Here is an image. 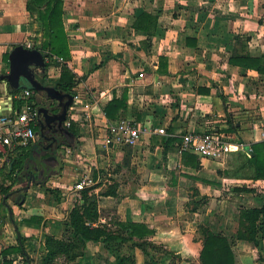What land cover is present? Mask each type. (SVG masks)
<instances>
[{
  "label": "crops",
  "instance_id": "obj_1",
  "mask_svg": "<svg viewBox=\"0 0 264 264\" xmlns=\"http://www.w3.org/2000/svg\"><path fill=\"white\" fill-rule=\"evenodd\" d=\"M26 1L0 0V73H8V56L15 46L31 48L40 38ZM63 1L70 50V59L63 63L78 80L69 109L80 134L78 145L74 150L64 147L62 161L45 163V184L60 191L59 199L36 185L25 192L21 205L15 204V195L13 203L8 198L0 207L1 248L22 237L33 259V253L44 251L45 236L63 237L68 214L80 200L74 184L87 176L93 178L97 196L94 225L115 231L118 223L134 222L153 230L147 254L135 249V264H201L203 228L231 238L238 229L239 209L264 204L263 181L253 180L251 169L242 167L253 145L264 142V73L228 63L237 54L264 57V0ZM142 12L157 16L149 47L144 45L146 35L131 27ZM161 57L166 60L164 74L157 73ZM55 62L46 70L48 84L61 73L63 63ZM44 73L37 71L39 80ZM124 91L127 110L119 120H133L141 137L133 146L105 147V126L118 119L108 120L102 107ZM0 94V111L8 112L15 108L14 99H21L11 91V102L4 98L3 85ZM32 97L46 103L38 94ZM229 119L234 133L227 132ZM204 132L240 149L220 158L198 156L195 169L183 165L182 137ZM20 150L10 148L9 161L0 162L1 184L6 185L5 168ZM235 187L256 190L236 192ZM12 235L14 241L6 242ZM232 249L236 264H262L264 235L258 248L235 240ZM96 253L114 261L100 242H88L82 259Z\"/></svg>",
  "mask_w": 264,
  "mask_h": 264
},
{
  "label": "trees",
  "instance_id": "obj_2",
  "mask_svg": "<svg viewBox=\"0 0 264 264\" xmlns=\"http://www.w3.org/2000/svg\"><path fill=\"white\" fill-rule=\"evenodd\" d=\"M25 9L39 26L40 38L37 42H34L31 48L39 50L44 58L48 59L45 73L41 74V84L52 86L63 93L73 94L72 89L77 85L78 80L66 63L61 65V73L57 81L51 84L46 81V70L52 63L56 64L54 57L62 58L64 61L70 59L68 36L63 24L64 1L27 0ZM131 27L146 35L144 45L149 47L151 38L156 32L157 16L142 12L135 18ZM164 61H166L165 58L161 57L157 73H166V69L162 68L165 66ZM228 63L248 70H254L257 73H264V57L254 58L247 54H237L229 57ZM100 66L101 64H98L94 69ZM26 88L33 91L29 85L23 87L22 90ZM22 90L11 91V95H16ZM126 101V91L120 97H113L102 107L104 116L110 121L121 119L127 110ZM14 102L15 108H21L26 102H31L37 109L39 104H41L34 97L28 100L14 99ZM227 123L229 124L227 132L234 133L236 127L231 123L230 119L227 120ZM34 129L36 130V128ZM65 129L69 131V134H63V141H60L57 147L60 149L64 146L74 150L80 137L78 129L72 123ZM38 145L39 141L37 140L35 144L21 148L20 154L12 159L10 167L7 166L5 168L6 178L9 183L0 185V207L5 206L7 199L5 197L13 191V187L26 180L24 165ZM262 146H264V142L253 145L252 154L242 162V167L251 169V178L253 180H262L264 183V147L262 150L259 149ZM63 157L64 149H62L59 161H62ZM181 162L183 165L193 169L198 168L200 164L198 156L190 152L182 153ZM40 187L45 192L55 194L57 199L61 196L58 189L50 188L45 183L41 184ZM93 188L91 186L80 190V200L68 214L64 236L61 238H55L50 235L45 236L44 251L40 254V264H55L59 258H63L67 263L77 262L84 257L88 242L102 243V249L114 258L112 264H135V249L147 254L146 249L152 246L148 240L154 232L146 224L134 222L118 223V229L115 231L108 229L106 226L94 225L99 215L97 211V196L92 192ZM234 191L252 193L255 189L235 187ZM4 199L5 201H3ZM262 229H264V204L258 208L239 209L238 229L231 238L203 228L202 248L199 254L200 263L236 264L232 249L235 240L245 241L258 248L259 237L262 238L264 235L263 232H260ZM24 241V238L19 237L15 245L2 247L0 249V264H14V260L8 258L9 255L13 254L21 256V264H32V259L28 256L23 246Z\"/></svg>",
  "mask_w": 264,
  "mask_h": 264
},
{
  "label": "built area",
  "instance_id": "obj_3",
  "mask_svg": "<svg viewBox=\"0 0 264 264\" xmlns=\"http://www.w3.org/2000/svg\"><path fill=\"white\" fill-rule=\"evenodd\" d=\"M30 48V45L27 46ZM57 62L64 60L54 57ZM142 76L141 74L139 75ZM34 95V91L25 89L14 98L28 100ZM12 99V96L10 97ZM70 109V108H69ZM38 118L37 109L33 103L26 102L21 108H10L8 114L0 117V162H8V150L12 147L25 148L33 145L36 140L35 126ZM71 125L69 111L64 121V126ZM141 137V130L133 120H118L109 122L105 126L103 145H135ZM240 149L238 144H230L223 141L212 132L186 133L181 140L179 152H190L202 158H220L223 154ZM94 184L92 177L81 176L74 184V189L80 191Z\"/></svg>",
  "mask_w": 264,
  "mask_h": 264
},
{
  "label": "water",
  "instance_id": "obj_4",
  "mask_svg": "<svg viewBox=\"0 0 264 264\" xmlns=\"http://www.w3.org/2000/svg\"><path fill=\"white\" fill-rule=\"evenodd\" d=\"M46 61L43 54L36 49L27 48L23 45L15 46L8 56V73H0V86L3 85V97H11L9 91H19L24 84L29 85L35 93L39 95L40 100H44L47 105L39 104L37 107L38 116L43 119L39 125L38 134L42 136L44 123L48 127L55 124L58 129L63 126L67 117L69 108L72 105L74 96L71 93H63L52 86L41 84L37 77V71L44 73ZM2 96V94H0ZM11 102V99H9ZM40 103V101H39ZM9 112V111H8ZM8 112L1 110L0 117L5 116ZM63 133L69 134V131L62 128ZM45 154L41 150H35L27 163L25 169V186L13 190L6 197L16 194L15 204L21 205L24 200L25 192L30 186L41 185L47 181V168L45 166ZM56 159V155L52 156ZM40 175L42 176L40 178ZM5 199L3 201H5ZM9 216L12 215L8 207Z\"/></svg>",
  "mask_w": 264,
  "mask_h": 264
},
{
  "label": "flooded vegetation",
  "instance_id": "obj_5",
  "mask_svg": "<svg viewBox=\"0 0 264 264\" xmlns=\"http://www.w3.org/2000/svg\"><path fill=\"white\" fill-rule=\"evenodd\" d=\"M44 106L47 105V103L42 104ZM43 123V119L38 116L37 122H36V137L39 141V145L36 150H41L45 156V163L50 164L51 160L54 162H60V154L62 152V149H64V146H62L60 149H58V143L60 141H63V131L62 128L65 129L64 126H62L60 129L57 128L56 124L53 127H48L45 123L43 126L42 136H39L38 129L39 125ZM56 155V159H52V156ZM42 176L40 175V178Z\"/></svg>",
  "mask_w": 264,
  "mask_h": 264
},
{
  "label": "rangeland",
  "instance_id": "obj_6",
  "mask_svg": "<svg viewBox=\"0 0 264 264\" xmlns=\"http://www.w3.org/2000/svg\"><path fill=\"white\" fill-rule=\"evenodd\" d=\"M65 153H66V151H64V155H65ZM3 182H4V180H3V173L1 172L0 173V185ZM8 183L9 182L7 181V183H5V184H8ZM262 184H263V182H262ZM249 186H251V185H249ZM252 186H253V184H252ZM15 195L16 194L11 195V196L8 197V198H10V200H11L10 202L11 203L14 202L13 200H14V196ZM9 228H10V226H9ZM0 229H2V231H3V224H0ZM13 241H14V236L13 235H12V239H6V242H13ZM0 249H1V246H0ZM39 252L41 253L40 250H39ZM39 252L33 253V256H32V258H33L32 259V264H40V253ZM11 257L13 258V256H11ZM260 263L264 264V256L261 257ZM14 264H21V259L19 260V259L15 258ZM55 264H112V263H109V261L107 259H105V257L100 258V255L99 254L97 255V253H96L95 256L93 255L89 260L79 259L77 262L67 263L63 258H59V259L56 260Z\"/></svg>",
  "mask_w": 264,
  "mask_h": 264
}]
</instances>
